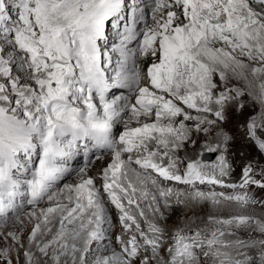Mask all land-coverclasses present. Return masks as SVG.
I'll list each match as a JSON object with an SVG mask.
<instances>
[{"label": "snow or ice", "instance_id": "1", "mask_svg": "<svg viewBox=\"0 0 264 264\" xmlns=\"http://www.w3.org/2000/svg\"><path fill=\"white\" fill-rule=\"evenodd\" d=\"M261 160L264 0H0V264H264Z\"/></svg>", "mask_w": 264, "mask_h": 264}, {"label": "rangeland", "instance_id": "2", "mask_svg": "<svg viewBox=\"0 0 264 264\" xmlns=\"http://www.w3.org/2000/svg\"><path fill=\"white\" fill-rule=\"evenodd\" d=\"M227 128L233 131V134L236 135L237 139L235 141V143L233 144V149L235 148V150L237 151L236 155L233 154V158H234V162L237 163V169L235 170V173H240V169L243 166L244 162H245V157L241 156L240 153H245V155L247 157H251L253 159H260V155L258 150L255 148V146L253 144H250L247 141H244L240 138V129L236 127V118L233 117L232 120H230L227 124ZM233 152V150H232ZM238 162H237V161ZM261 163H264V160H261ZM100 166V161H98L96 163V165L93 167L92 171H94L96 173V168H98ZM98 174V173H96ZM240 177V176H239ZM75 181H69V183H73ZM254 194L256 195V199L260 200V199H264V190H260L258 188L254 189ZM197 214L203 216L205 214V212H207L208 210H200V209H195L194 210ZM256 215H262L261 210L259 208L254 210ZM113 215V211L111 213ZM194 218L193 217V211H189L187 209L183 210V214L181 212V210L179 208H176L175 210H172L171 215L167 221V224L170 228L172 227H176V226H180L183 225L186 222V218Z\"/></svg>", "mask_w": 264, "mask_h": 264}]
</instances>
